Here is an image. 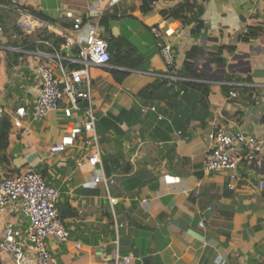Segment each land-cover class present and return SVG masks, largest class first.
<instances>
[{
  "label": "crops",
  "instance_id": "1",
  "mask_svg": "<svg viewBox=\"0 0 264 264\" xmlns=\"http://www.w3.org/2000/svg\"><path fill=\"white\" fill-rule=\"evenodd\" d=\"M180 2L0 0V106L10 122L8 144L0 153V180L32 170L59 191L58 211L68 238H46L51 264H100L130 254L129 264H264V145L252 161H239L234 180L227 170L203 169L212 131L226 128L264 140V3L197 0L203 7L202 27L193 33L192 23L161 16ZM8 6L42 12L54 23L44 20L45 26L24 32ZM68 12L96 22L103 36L99 20L107 18L109 31L135 46L147 62V70H131L122 83L112 77L110 69L116 67L110 63L89 67L91 107L97 115L96 141L89 148L99 153L96 166L86 161L89 135L72 137L82 125V113L66 119L53 110L40 121L30 115L41 81L37 65L44 63L59 75L54 61L38 52H49L39 41H47V34L65 39L72 27ZM151 25L171 44L176 69L195 48L196 81L208 87L206 97L188 91L173 109L136 95L151 77L166 72ZM222 45L234 50L220 53ZM59 52L72 55L63 47ZM226 87L236 96L228 98ZM20 105L28 115L16 127L12 114ZM53 145L65 150L52 153ZM235 149L243 152L240 144ZM7 223L25 229L28 219L0 211V240ZM0 264L18 263L0 249ZM20 264L37 263L25 252Z\"/></svg>",
  "mask_w": 264,
  "mask_h": 264
},
{
  "label": "built area",
  "instance_id": "2",
  "mask_svg": "<svg viewBox=\"0 0 264 264\" xmlns=\"http://www.w3.org/2000/svg\"><path fill=\"white\" fill-rule=\"evenodd\" d=\"M120 1L122 0H109V3L113 5ZM262 1L264 3V0ZM7 8L17 13V24L24 32H34L46 25L45 21L21 7L8 6ZM66 16L72 20V27L62 47L67 50L76 49V54L65 56L57 50L54 52L38 51L45 58L54 61L59 75H55L52 68L44 63L37 65L36 70L41 81L39 94L33 102L30 115L33 120L40 121L49 111L53 110L61 111L66 119H72L76 113H82V125L74 129L72 137L75 138L77 133L81 132L89 135L84 139L88 151L86 161L96 166L100 162L99 153L97 150L92 152L89 148L96 141L97 120V115L91 107L92 85L89 67L93 65L110 67L107 43L99 34L96 22L72 15L70 12ZM150 31L155 38L157 50L166 69L163 77L171 81L182 80L183 78L177 74L178 69L174 66L171 44L164 40L162 31L157 25H151ZM2 33L3 26L0 20V36ZM39 42L50 45L44 40ZM7 49L14 50L15 48L7 47ZM76 64L79 67L72 68V65ZM230 84L235 87L245 86L242 82ZM235 96V91H229L228 98ZM27 115L28 111L24 105L17 106L12 114L13 125L20 127ZM3 116L4 110L0 106V119ZM209 138L213 145L205 156L203 169L205 171L227 170L230 172L231 180L238 176L239 161L241 159L252 161L257 154L262 152L264 145L262 138L241 132L235 133L226 128L212 131L209 133ZM237 144L243 147L242 153L235 149ZM64 150V145H53L50 148L52 153ZM94 179L97 181L100 177ZM260 186L264 188V180ZM228 187L233 189L234 184L229 182ZM58 202L59 191L47 185L38 172L28 170L19 175L2 178L0 180V211H10L25 216L28 219V226L20 229L7 223L0 240V249L10 253L18 264L25 256V252H30L37 264H51L53 259L48 251L46 238L54 236L60 241L68 238V231L59 215ZM109 202L114 204L116 199L109 197ZM132 259V254L118 255L114 260L100 264H129Z\"/></svg>",
  "mask_w": 264,
  "mask_h": 264
},
{
  "label": "trees",
  "instance_id": "3",
  "mask_svg": "<svg viewBox=\"0 0 264 264\" xmlns=\"http://www.w3.org/2000/svg\"><path fill=\"white\" fill-rule=\"evenodd\" d=\"M22 8V7H21ZM25 9V8H23ZM35 17L54 23V20L47 17L44 13L32 9H25ZM142 10H145L144 8ZM203 7L197 0H181L172 9L161 12V16L166 20H178L181 23L193 24L192 32H198L202 27L201 15ZM99 26L103 28L105 36L101 37L107 43V52L109 55V63L116 68L110 69V73L117 83H122L131 74V70H147V62L137 51L136 47L121 36L113 35L108 29L107 18L99 20ZM17 35H21L17 31ZM50 45L47 46L49 52L59 51L62 49L61 45L65 42L62 37H55L47 34L44 37ZM23 43L27 42V38H22ZM233 51L234 48L222 45L218 48V52ZM72 55L76 54V49H70ZM195 48L186 53L182 67L177 71L182 80L171 81L164 77H151V81L137 92V96L148 101H162L168 107L177 109L184 94L188 91H199L206 97L208 87L205 84L197 82L196 79L200 75L194 69ZM79 65H72V68H77ZM118 68V69H117ZM138 74V73H137ZM141 75V74H140ZM150 75V74H149ZM225 88L227 95L231 89ZM10 126L8 119L4 116L0 119V153L5 150L8 144L7 128ZM1 156V155H0ZM59 210V209H58ZM60 215V211H59ZM61 218V215H60Z\"/></svg>",
  "mask_w": 264,
  "mask_h": 264
},
{
  "label": "rangeland",
  "instance_id": "4",
  "mask_svg": "<svg viewBox=\"0 0 264 264\" xmlns=\"http://www.w3.org/2000/svg\"><path fill=\"white\" fill-rule=\"evenodd\" d=\"M62 125L64 126L65 125V122Z\"/></svg>",
  "mask_w": 264,
  "mask_h": 264
},
{
  "label": "water",
  "instance_id": "5",
  "mask_svg": "<svg viewBox=\"0 0 264 264\" xmlns=\"http://www.w3.org/2000/svg\"><path fill=\"white\" fill-rule=\"evenodd\" d=\"M34 258V257H33ZM35 260V259H34Z\"/></svg>",
  "mask_w": 264,
  "mask_h": 264
}]
</instances>
